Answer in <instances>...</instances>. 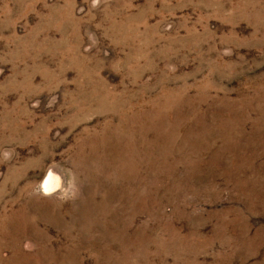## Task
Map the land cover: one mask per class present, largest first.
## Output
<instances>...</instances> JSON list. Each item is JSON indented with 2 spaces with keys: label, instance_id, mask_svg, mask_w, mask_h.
Segmentation results:
<instances>
[{
  "label": "rangeland",
  "instance_id": "rangeland-1",
  "mask_svg": "<svg viewBox=\"0 0 264 264\" xmlns=\"http://www.w3.org/2000/svg\"><path fill=\"white\" fill-rule=\"evenodd\" d=\"M0 264H264V0H0Z\"/></svg>",
  "mask_w": 264,
  "mask_h": 264
},
{
  "label": "bare ground",
  "instance_id": "bare-ground-1",
  "mask_svg": "<svg viewBox=\"0 0 264 264\" xmlns=\"http://www.w3.org/2000/svg\"><path fill=\"white\" fill-rule=\"evenodd\" d=\"M44 184L46 189L52 188L54 184V175L52 173L49 174Z\"/></svg>",
  "mask_w": 264,
  "mask_h": 264
}]
</instances>
